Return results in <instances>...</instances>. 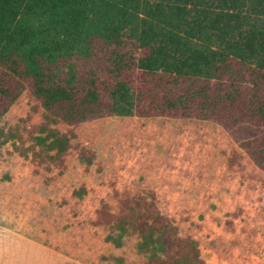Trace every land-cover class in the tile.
<instances>
[{"label":"trees","instance_id":"obj_1","mask_svg":"<svg viewBox=\"0 0 264 264\" xmlns=\"http://www.w3.org/2000/svg\"><path fill=\"white\" fill-rule=\"evenodd\" d=\"M23 92L42 110L38 166L64 169L75 135L58 124L164 117L217 124L264 173V0H0V117ZM94 158L78 151L85 170ZM115 197L93 221L106 242L135 237L145 264H203L153 192Z\"/></svg>","mask_w":264,"mask_h":264},{"label":"rangeland","instance_id":"obj_2","mask_svg":"<svg viewBox=\"0 0 264 264\" xmlns=\"http://www.w3.org/2000/svg\"><path fill=\"white\" fill-rule=\"evenodd\" d=\"M42 121L27 92L0 117V264H145L135 237L115 248L93 224L101 203L115 213V193L140 190L197 242L203 264H264V173L217 124L118 116L58 124L75 135L61 170L32 156L29 131ZM81 148L94 152L88 170Z\"/></svg>","mask_w":264,"mask_h":264}]
</instances>
